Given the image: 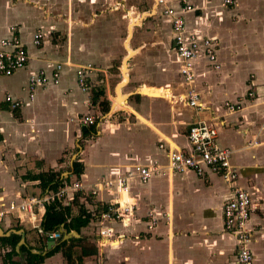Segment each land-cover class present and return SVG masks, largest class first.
<instances>
[{"label": "crops", "instance_id": "crops-1", "mask_svg": "<svg viewBox=\"0 0 264 264\" xmlns=\"http://www.w3.org/2000/svg\"><path fill=\"white\" fill-rule=\"evenodd\" d=\"M179 1L0 0V39L17 26L29 54L24 68L0 74V198H41L47 189L75 179L89 184L152 160L165 166L168 143L189 150V126L205 119L217 128L218 144L234 149L235 183L247 188L260 206L249 220L248 246L255 264H264V0H232L226 5L223 0H188L194 10L185 14V35L215 40L220 63L214 69L203 53L195 61L200 110L188 105L171 18L163 13L165 6L178 8ZM37 28L44 32L40 46L31 41ZM130 50L135 54L128 57ZM57 62L62 63L59 83L49 81L29 101L28 76L39 69L50 72ZM86 64L94 68L90 95L93 88L101 89L100 100L106 104H82L89 94L81 92L75 70ZM124 64L128 81L121 87L125 99L119 104ZM5 90L22 105L11 109L3 99ZM225 100L243 108L229 113ZM93 112L95 124L80 122ZM41 173L45 179L54 173L58 185L43 187ZM31 186L37 193L28 192ZM129 186L136 199L133 216L127 224L110 223L118 243L98 247L97 222L90 219L79 231L60 224L54 230L61 238L47 247V237L34 227L42 225L48 205L40 202L33 205V215L25 211L21 220L9 214L0 222L8 231L0 237L17 235L14 245L0 241V264H238L236 239L224 229L222 218L231 190L219 174L165 171L145 183L131 178ZM114 195L108 190L100 196ZM88 201L69 192L61 204L70 207L73 217L80 205L94 210ZM149 212L157 217L152 229L147 227ZM64 241L70 261L64 248L55 250ZM30 254L43 260L36 263Z\"/></svg>", "mask_w": 264, "mask_h": 264}, {"label": "built area", "instance_id": "built-area-1", "mask_svg": "<svg viewBox=\"0 0 264 264\" xmlns=\"http://www.w3.org/2000/svg\"><path fill=\"white\" fill-rule=\"evenodd\" d=\"M165 0H158V4H163ZM178 8L165 6L163 13L171 18V32L173 35L174 49L180 60L178 73L183 78L186 87L188 105L196 110H200V95L194 87L195 81V61L203 53L214 69L220 67L216 57L217 42L211 38H199L195 34L185 35L186 18L185 14L194 10V6L188 0H180ZM232 3V0H223L222 4ZM17 26H11L10 36L0 39V74L9 76L15 71L24 68L28 61L29 54L26 44L16 33ZM44 37V32L38 28L32 34V44L40 46ZM91 64L77 65L75 74L76 81L81 92L89 94L82 104H91V83L90 73L93 70ZM62 63L57 62L52 70L39 69L31 73L27 78V99L33 101L39 88H45L49 81L58 84ZM252 97L253 92H248ZM3 99L11 109L22 105V100L13 97L9 90L3 92ZM229 113L237 112L243 108L241 103H232L225 100L223 103ZM97 118L92 114H84L80 122L84 125H93ZM264 128V122L261 126ZM218 130L205 119L196 120L188 129L187 139L190 144L189 150H182L168 143L166 151L167 161L162 166L158 160H152L149 164H136L126 171L101 176L95 182L85 184L80 179H75L69 183L58 186L56 189H47L40 197L31 196L19 202L5 201L0 198V222L9 214H17L19 219H23L25 211L33 215L32 208L35 203H62L69 192H76L81 198H88L94 206L90 211L96 219L95 239L98 247L119 242L120 238H112V222H125L127 224L136 209V199L130 194L129 181L137 177L143 183L147 182L155 174H163L165 171L171 173H182L192 171L196 175H202L207 170L219 174L229 185L230 197L224 202L222 207V218L224 229L236 239V260L238 264H255L254 257L248 243L250 242L251 229L249 220L259 208V204L253 201L250 191L242 186H238L235 181L238 176L237 166L232 163L234 149L222 147L217 142ZM256 143V141H254ZM163 148L164 145L160 144ZM113 190L115 195L109 199H103L100 195L105 191ZM100 196V197H99ZM148 228L152 229L157 223V217L153 212H149ZM38 232L47 233V237L54 240L61 238V233L56 230L45 231L41 224L34 225ZM122 236V235H121Z\"/></svg>", "mask_w": 264, "mask_h": 264}, {"label": "trees", "instance_id": "trees-1", "mask_svg": "<svg viewBox=\"0 0 264 264\" xmlns=\"http://www.w3.org/2000/svg\"><path fill=\"white\" fill-rule=\"evenodd\" d=\"M101 96H103V91L101 89H92L91 92V103L94 105L97 103V101L100 100ZM101 104H106V100H100ZM106 109V106L104 107V110ZM78 165V164H75ZM76 174H79L81 172V168H78L75 170ZM39 179H40V184H42L43 187L48 186L49 183H53L54 185L52 186H57L58 185V180H56V177L54 173L49 174L46 176V179L44 176L39 174ZM90 219H94L92 216V213L89 210H86L84 208V205L78 206V212L77 215L71 216L70 213V207L68 206H63L61 203H52L48 204L45 214H44V219L42 221V227L45 231L47 230H54L57 228L60 224H65L68 227L70 226L71 228L75 229L76 231H79L81 226L87 225L90 222ZM67 222H69L67 224ZM42 235L47 237V233L43 232ZM17 235H12L11 237H0V241L5 243V242H10L11 245H14L16 242ZM66 246V241L62 242L60 246L56 247L55 250L59 249V247L64 248L63 253L64 256L68 261L71 259V252L69 249H67ZM54 250V251H55ZM53 251V250H52ZM49 252L48 255H51L54 252ZM95 251V250H94ZM7 255H11V252H8ZM30 257L32 259H35L36 263H39L43 260V256L38 255V254H30ZM29 264H32L31 260H29Z\"/></svg>", "mask_w": 264, "mask_h": 264}, {"label": "bare ground", "instance_id": "bare-ground-1", "mask_svg": "<svg viewBox=\"0 0 264 264\" xmlns=\"http://www.w3.org/2000/svg\"><path fill=\"white\" fill-rule=\"evenodd\" d=\"M146 14V13H145ZM141 19V18H140ZM139 22V20H137L136 22H134L133 24H132V26L136 23H138ZM132 26L130 27V30H129V35L128 36H132ZM130 39V38H129ZM128 42H129V40H128ZM128 42H127V45H128ZM128 47H129V45H128ZM131 51V53L129 54V56L128 57H130L131 55H133V54H135V52L133 51V50H130ZM127 59V58H126ZM127 72H128V68H127V65H125L124 64V67H123V79H122V81L118 84V87L119 88H117V90H118V92H119V94H118V97H117V102L120 104V103H123L124 102V99H125V96H123L122 94H121V87L128 81V76H127ZM145 91L147 90H149V91H151V92H153V90H151L150 88H145L144 89ZM144 92V91H143Z\"/></svg>", "mask_w": 264, "mask_h": 264}, {"label": "water", "instance_id": "water-1", "mask_svg": "<svg viewBox=\"0 0 264 264\" xmlns=\"http://www.w3.org/2000/svg\"><path fill=\"white\" fill-rule=\"evenodd\" d=\"M128 34H129V29H128ZM136 91H138V90L135 89V92L134 93H136ZM7 234H8V231L5 232L2 229V227L0 226V236H6ZM54 243H55V241H54V239L52 237H47V240H46V246L47 247H51Z\"/></svg>", "mask_w": 264, "mask_h": 264}, {"label": "rangeland", "instance_id": "rangeland-1", "mask_svg": "<svg viewBox=\"0 0 264 264\" xmlns=\"http://www.w3.org/2000/svg\"><path fill=\"white\" fill-rule=\"evenodd\" d=\"M37 29H38V28H37ZM42 31H43V30H42ZM118 88H119V87H118ZM92 114H93V116H97V115H96V114H97L96 112H93ZM28 192H29V193H37V189L31 186V187L28 188Z\"/></svg>", "mask_w": 264, "mask_h": 264}]
</instances>
